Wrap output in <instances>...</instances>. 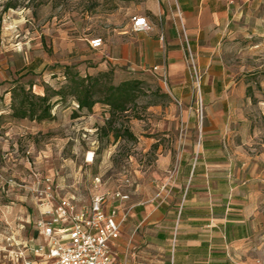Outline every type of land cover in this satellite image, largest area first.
Here are the masks:
<instances>
[{"label": "rangeland", "instance_id": "rangeland-1", "mask_svg": "<svg viewBox=\"0 0 264 264\" xmlns=\"http://www.w3.org/2000/svg\"><path fill=\"white\" fill-rule=\"evenodd\" d=\"M7 1L16 8L5 10ZM143 3L0 0V264H19L8 257L10 244L33 235L32 223L26 220L37 215L33 190L42 177L54 179L61 197L74 193L84 205L91 199L96 176L104 182L102 191L122 186L128 192L137 187L147 192L176 172L185 152V136L195 138L196 129L185 132V109L190 126L217 121L225 125L231 140L239 143L237 149H229L232 155L238 151L247 158L253 147L264 152V0H247L222 44V72L231 82L228 92H234L235 99L208 102L203 94L204 74L199 94L191 66L194 97L187 108L185 102L171 98L158 74L114 69L105 57L114 29L126 24ZM94 38H102L104 45L93 49ZM103 62L107 67L103 71H113L115 84L128 79L143 82L135 105L112 123L110 109L101 104L74 117L78 107L70 99L55 106L51 121L12 117L9 91L17 80L27 87L32 84L33 92L43 95L45 85L58 89L65 82L63 71L55 65H74L83 74L95 75ZM88 158L92 161L86 163ZM257 223L249 252L254 264H264V204ZM135 238L139 236L129 240L131 248H137ZM148 245L144 246L147 254Z\"/></svg>", "mask_w": 264, "mask_h": 264}, {"label": "crops", "instance_id": "crops-1", "mask_svg": "<svg viewBox=\"0 0 264 264\" xmlns=\"http://www.w3.org/2000/svg\"><path fill=\"white\" fill-rule=\"evenodd\" d=\"M246 3L144 0L133 17L146 18L151 29L134 30L132 17L114 29V41L106 45L105 57L114 69L158 74L161 82L166 75L167 93L185 102V108L194 97L193 65L204 74L203 94L208 102L234 100V92H228L231 82L227 83L222 72L221 49ZM105 64L99 65V71L107 69ZM217 112L223 115L222 110ZM185 121V132L196 129L195 138L185 136L178 170L147 192L140 187L124 190L129 194L123 203L127 218L112 246L114 258L122 264H254L249 251L264 204V152L253 147L247 158L238 151L232 155L229 149H237L239 143L231 140L220 121L190 126L188 109ZM118 203L110 200L107 208ZM37 217L38 210L33 219L28 215L26 220L32 223L33 235L10 244V261L23 264L17 256L22 247L44 243L35 228ZM131 233L139 236L135 238L137 248L129 245ZM148 242L147 254L144 246ZM33 259L49 262L42 255Z\"/></svg>", "mask_w": 264, "mask_h": 264}, {"label": "built area", "instance_id": "built-area-1", "mask_svg": "<svg viewBox=\"0 0 264 264\" xmlns=\"http://www.w3.org/2000/svg\"><path fill=\"white\" fill-rule=\"evenodd\" d=\"M132 21L136 31L151 29L146 18L133 17ZM103 45L102 38L90 41L93 49ZM192 67L195 87L201 94L202 74L196 66ZM161 79L167 84L166 75ZM128 182L129 179L125 180V183ZM103 186L101 177L96 176L92 183L91 199L83 205L74 193L61 197L54 179L42 177L33 192L38 199L35 228L45 241L24 246L17 253L23 264H43L34 261L33 257L37 255L45 256L49 261L47 264H122L115 260L112 246L119 239L127 218L123 203L129 200V194L122 186L113 191H102ZM110 200L119 203L108 209Z\"/></svg>", "mask_w": 264, "mask_h": 264}, {"label": "trees", "instance_id": "trees-1", "mask_svg": "<svg viewBox=\"0 0 264 264\" xmlns=\"http://www.w3.org/2000/svg\"><path fill=\"white\" fill-rule=\"evenodd\" d=\"M5 10L16 8L11 1H7ZM65 82L56 89L51 85H45V92L39 95L33 92V85L27 87L20 81H16L11 90V111L15 119H28L39 123L55 119L53 113L55 106L73 100L77 104V112L74 117H79L78 112L87 110L92 112L98 104L110 109L112 123L119 114L129 111L131 105H135L141 93L143 82L139 79L124 80L119 84L113 82V71H100L93 75L83 74L74 65H60ZM124 133L133 137V134L125 129ZM119 137V134L116 135Z\"/></svg>", "mask_w": 264, "mask_h": 264}]
</instances>
